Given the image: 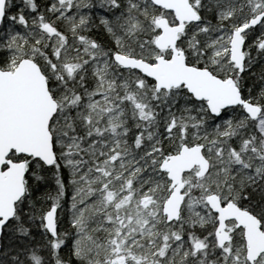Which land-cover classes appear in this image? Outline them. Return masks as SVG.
I'll return each instance as SVG.
<instances>
[{"label":"snow or ice","instance_id":"snow-or-ice-1","mask_svg":"<svg viewBox=\"0 0 264 264\" xmlns=\"http://www.w3.org/2000/svg\"><path fill=\"white\" fill-rule=\"evenodd\" d=\"M0 264H264V0H0Z\"/></svg>","mask_w":264,"mask_h":264}]
</instances>
